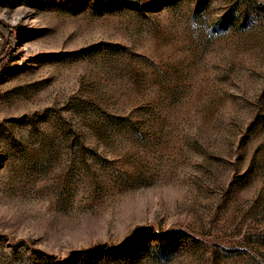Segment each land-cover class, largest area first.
Segmentation results:
<instances>
[{
    "label": "rangeland",
    "instance_id": "1",
    "mask_svg": "<svg viewBox=\"0 0 264 264\" xmlns=\"http://www.w3.org/2000/svg\"><path fill=\"white\" fill-rule=\"evenodd\" d=\"M0 264H264V0H0Z\"/></svg>",
    "mask_w": 264,
    "mask_h": 264
}]
</instances>
